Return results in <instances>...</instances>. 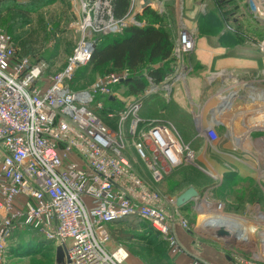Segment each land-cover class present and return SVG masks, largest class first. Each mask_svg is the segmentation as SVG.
<instances>
[{"label":"built area","instance_id":"obj_1","mask_svg":"<svg viewBox=\"0 0 264 264\" xmlns=\"http://www.w3.org/2000/svg\"><path fill=\"white\" fill-rule=\"evenodd\" d=\"M177 1L183 10L182 0ZM114 3L80 0V39L65 66L43 84L39 81L46 62L19 54L12 37L0 32V264L6 261L7 241L24 228L62 246L69 264H124L128 252L121 246H109L108 227L131 216L148 222L172 253L181 251L173 228L177 224L188 229V221L163 207L160 193L152 182L137 174L127 151L133 147L149 168L153 182L163 177L164 168L172 169L193 158L171 122L150 120L141 128L144 119L140 108L143 99L151 95L168 100L173 87L187 79L193 70L190 55L195 48V32L184 24L179 26L170 53L171 70L159 79L150 74L157 64L147 65L140 74L122 67L88 87L73 88L69 82L76 68L89 63L97 42L95 33L143 27L146 20L138 19V14L147 8L158 13L165 9L163 0H149L146 8L144 0H130L127 12L117 17ZM247 3L249 11L264 23V0ZM206 6L201 3L200 10L206 11ZM222 21L225 30L241 34L264 53V42H254L233 19L223 16ZM134 77H142L147 83L136 95L122 99L118 85ZM261 81L264 79L227 91L220 110L228 108L235 98L261 102ZM120 103L123 110L108 112V117H116L114 124L96 112ZM195 120L201 135L216 143L215 127L221 120L215 118L206 127ZM197 199L192 200L193 208L200 211L209 201ZM171 202L174 204L175 199ZM212 205L223 211L222 203ZM202 228L208 232L210 227ZM228 232V237L219 238L231 250L239 251L232 255L237 264L264 263V253L257 249L260 240L244 242L241 235Z\"/></svg>","mask_w":264,"mask_h":264},{"label":"rangeland","instance_id":"obj_2","mask_svg":"<svg viewBox=\"0 0 264 264\" xmlns=\"http://www.w3.org/2000/svg\"><path fill=\"white\" fill-rule=\"evenodd\" d=\"M209 1L208 4L206 3V9L211 18L209 27L205 28L206 32L215 35L220 27L212 25L214 22L221 23L223 16L236 17L246 22V27L243 28L246 36L248 35L254 42H264V23L249 11L247 0ZM25 8H29L27 15L23 13L24 10H28ZM155 13L164 17L165 26L171 35L184 21V12L177 0H170L168 5L165 4L162 12L156 11ZM142 14H138L137 18L146 20ZM80 18V0H0V32H6L12 37L19 54L29 57L31 61L46 62L47 68L39 81L42 84L48 82L51 75L65 66L81 36ZM146 23H148L147 20ZM221 24L224 27L223 22ZM124 29L126 28L110 34L121 33ZM94 35L97 41H100L108 34L95 33ZM243 40L245 41L244 38ZM254 47L258 46L254 45ZM262 62H264V56ZM147 65L139 66L135 69L136 73H143ZM261 66L264 69V65ZM115 70L117 69L111 64L95 67L89 62L75 69L69 85L73 88L88 87L99 77ZM258 74L255 79H264V70ZM143 83L146 84V80ZM117 91L122 99L137 94L129 91L127 82L118 85ZM153 96L159 95L144 98L140 111L146 106L158 104L159 101ZM120 104L112 105L111 109L104 106L102 110H96V112L108 124H114L116 117H108V112L111 110L116 114L123 110V104ZM263 105L264 99L255 103L242 100L234 104L229 114L219 117L226 126L215 127L218 135V141L215 144L205 141L204 137L197 138V146L205 149L207 157L196 156L190 141L184 138L183 142L193 153V158L189 154L191 160L183 161L172 169L166 168L168 170L163 173V177L158 182L152 180L154 189L160 193L163 207L173 215H186V220L192 225L194 224L191 223L192 220L196 218L194 216L200 214L193 208L194 199L186 205L185 210L178 209L175 202L173 204L171 200L175 199V194L181 189L195 183L199 186L197 201L206 199L211 203L204 205L209 208L212 206V210L216 208V205L214 207L212 203L220 202L224 213L242 217L240 218L243 221L240 230H246L242 237L243 241L248 242L257 238L260 240V245H258L260 249L264 245V178L261 177L264 174V128L257 130H252V128L256 129L255 127L261 122L264 125V112L261 114L259 111H254ZM238 110L241 113L236 115ZM252 112L259 117L257 121L252 119L253 115L250 116ZM233 118H235L234 125L225 122ZM236 137L239 138L236 143H244L242 146L237 147ZM129 148L130 155L137 166V174L152 178L145 162L136 156L132 146ZM221 150L229 155L222 156L218 152ZM212 163L221 164L223 170L221 168L217 171L213 170ZM239 167L245 169L241 170V174L236 170H231ZM246 171L249 172L247 176L244 174L247 173ZM202 213L205 214L204 210ZM201 219L203 221V218ZM197 221L198 219H196V225ZM108 228L111 236L109 246L123 247L138 264H174L173 253L169 250L166 240L159 235L157 238H151L152 234H148L151 231L148 222L131 216L129 219L113 222ZM56 246L55 242L45 239L41 234L28 228L16 230L7 241L5 264H58L55 261Z\"/></svg>","mask_w":264,"mask_h":264},{"label":"crops","instance_id":"obj_3","mask_svg":"<svg viewBox=\"0 0 264 264\" xmlns=\"http://www.w3.org/2000/svg\"><path fill=\"white\" fill-rule=\"evenodd\" d=\"M163 2L164 5H168L170 0H163ZM208 2L210 1L182 0L184 12V21L182 24L193 29L196 37L195 48L190 55L193 66L192 72L184 82L173 87L168 100L159 101L157 106H146V108L140 111V116L144 119L140 124L141 128H146L148 126L147 122L150 120H166L171 122L178 130L182 140L185 138L190 141L198 157H207V153L205 149L197 146V138L204 136L201 135V130L197 126L195 119L198 118V123L202 127H206L213 123L215 118L219 119V116L225 113L229 114V112L233 110L234 104L242 100L238 98L231 100L230 106L221 111V98L232 91V89L238 88L245 82L254 83L256 81L255 76H258V73L264 70L261 68L263 67L261 65H264V62H262L263 53L248 42L240 39L238 40L228 33V31L221 26L222 21L221 23L214 22L212 24L219 25L217 26L220 27L218 33L211 35L209 32H206L205 28L209 27L208 25L211 17L207 9L206 11L200 10V5L201 3L208 4ZM233 21L234 23L240 24L241 27L243 26V28L246 27V22L242 19ZM177 30L172 34L173 41L177 35ZM258 80L261 79L258 78ZM262 82L264 81H261L259 84L264 86ZM240 113V110L236 111L237 115ZM225 122L228 124L233 123L232 125H234L235 118L227 119ZM219 126H226V124L221 121V124L216 127ZM204 139L208 141L205 137ZM129 151L130 148L127 153L136 170L137 166ZM218 152L222 156L229 155L223 150ZM163 164L164 163H161V166L164 168ZM212 168L215 171L220 170V168L222 169L221 164L218 163H212ZM164 169L167 170L166 168ZM231 170H236L241 174V170L244 171L245 169L239 167ZM246 172L247 173H244L245 175L249 174L248 171ZM141 177L152 182V179L149 177ZM190 186L197 191L199 190L198 185L191 183L187 187L181 189L179 193H176L175 197ZM191 201L189 202L191 203ZM185 209L187 208L180 210ZM180 216L186 217V215ZM220 216L226 217L225 215ZM194 217L196 218L191 222L194 224H189L190 227L188 229H183L177 224L174 225L173 231L181 249V251L173 253L174 264H237L232 255L234 251L238 253L239 251L231 250L228 244L223 242L221 238L213 235L215 228L218 226L211 227L208 225L210 227L208 232H204L202 227L207 226L204 221L207 217L203 215L202 211L199 216L195 215ZM201 218H203V221ZM196 219H198L197 223L199 225H197L199 228H197L195 223ZM124 264L138 263L128 254Z\"/></svg>","mask_w":264,"mask_h":264},{"label":"trees","instance_id":"obj_4","mask_svg":"<svg viewBox=\"0 0 264 264\" xmlns=\"http://www.w3.org/2000/svg\"><path fill=\"white\" fill-rule=\"evenodd\" d=\"M128 7L129 0H115V16H123L127 12ZM25 9L28 10H24L23 13L27 15L29 8ZM142 16L145 17L148 22L145 26H130L121 33L108 34L103 36L100 41H97L89 61L90 64L95 67L111 64L115 69L128 67L135 70L139 66L155 63L157 66L150 71V74L154 75L157 79L168 72L171 68L170 53L173 46V39L168 28L165 26L164 17L149 8L143 11ZM228 18L238 20L236 17ZM157 23L159 24L156 26L155 24ZM226 31L238 40H243L244 38L239 33L229 30ZM143 81L144 79L142 77L129 79L127 82L129 91L131 93H138L141 91L145 85ZM153 97H155L157 101L165 100L161 96ZM153 105L156 106L158 104L154 103ZM129 218L131 217H126L124 219ZM150 230L148 234H152L153 237L151 238H157L158 234L154 232L152 228Z\"/></svg>","mask_w":264,"mask_h":264},{"label":"bare ground","instance_id":"obj_5","mask_svg":"<svg viewBox=\"0 0 264 264\" xmlns=\"http://www.w3.org/2000/svg\"><path fill=\"white\" fill-rule=\"evenodd\" d=\"M263 109H264V105L262 107L260 106L259 108H256L254 111H259L262 114V112H264ZM251 115H253L252 116V119H254L255 121H257L259 119V117H257L256 115H254L253 112L250 114V116ZM250 124H253V123H250ZM260 127L261 128H264L263 122H261L260 125L256 126L255 128H260ZM250 129L251 128H249V130ZM252 130H253V128H252ZM241 138L243 140V137H241ZM246 138H244V140ZM237 139H239V138H236L235 139V143H236V140ZM236 144H237V147H239V145L242 146L244 143H236ZM189 159H190V157H189ZM207 203L210 204V202H207ZM200 207H201L200 208V211H198V212H201V211L204 210V212L206 214V215L205 214L204 215L207 217L205 219V222L207 223V225H209L211 227L218 226L216 228H219V226H220L221 228H224L225 230H228L231 233H233L234 236L235 235H237V236L238 235L239 236L241 235V237H243V235H244V233H245L246 230H243V231L240 230V228L242 227V222H243L242 219H240L237 216H233V214L224 213L223 211H220L217 208H215L214 210H212V206L209 208V206H207V205L206 206L205 205H201ZM204 207L209 208V209L206 210ZM220 215H225L226 217L220 216ZM197 227H198V225H197ZM257 249H260V248H257ZM259 251H260V253H264V245H262V249H260Z\"/></svg>","mask_w":264,"mask_h":264},{"label":"water","instance_id":"obj_6","mask_svg":"<svg viewBox=\"0 0 264 264\" xmlns=\"http://www.w3.org/2000/svg\"><path fill=\"white\" fill-rule=\"evenodd\" d=\"M149 0H144L143 8H146L148 6ZM223 104L220 105V109L222 108ZM199 196V193L197 190L193 187H188L184 191H182L177 197H175V204L178 209L185 208V205L193 200L194 198H197ZM199 198V197H198ZM229 232L226 231L224 228H217L215 229L214 236L216 237H228ZM224 242V241H223ZM55 261L58 264H69L70 261L68 257H66L65 252L62 248V246H56L55 250Z\"/></svg>","mask_w":264,"mask_h":264}]
</instances>
